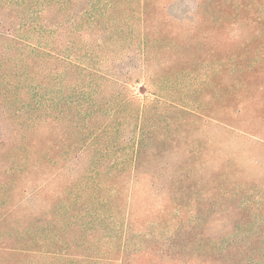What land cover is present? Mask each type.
<instances>
[{
    "label": "rangeland",
    "instance_id": "rangeland-1",
    "mask_svg": "<svg viewBox=\"0 0 264 264\" xmlns=\"http://www.w3.org/2000/svg\"><path fill=\"white\" fill-rule=\"evenodd\" d=\"M236 3L242 8L241 38L260 34L264 0ZM177 8L164 12L180 20ZM142 11L139 0H0V220L15 210L12 220L33 223L47 211V111L52 125L61 123L63 162H72L64 179L77 178L94 158L132 159L143 130L147 152L154 144L174 145L159 160L171 167L165 174L187 157L197 161L196 208L218 166L264 192V64L254 65L252 77L239 74L244 66L222 60L224 49L212 43L211 31L208 44L189 41L183 30L178 40L149 48ZM157 12L149 24L162 18ZM47 94L60 104L47 109ZM229 120L239 133L224 129L221 123ZM51 140H58L55 132ZM130 185L134 202L164 203L148 195L145 179Z\"/></svg>",
    "mask_w": 264,
    "mask_h": 264
},
{
    "label": "trees",
    "instance_id": "trees-1",
    "mask_svg": "<svg viewBox=\"0 0 264 264\" xmlns=\"http://www.w3.org/2000/svg\"><path fill=\"white\" fill-rule=\"evenodd\" d=\"M139 2L149 48L178 40L183 30L189 41L200 38L194 42L208 44L211 31L212 43L224 49L222 60L244 66L237 68L239 74L252 77L254 65L264 64V41L259 42L264 30L241 38L237 30L242 8L236 0ZM176 6L180 20L164 12ZM155 9L162 18L149 24ZM90 24L97 25L98 19L93 17ZM48 97L47 109L56 100L60 104L59 98ZM146 106L140 109V125ZM48 117L47 111V211L40 220L26 224L12 220L15 210L2 215L0 264H39L35 261L39 258H46L44 264H264V192L257 185L244 186L230 176L231 171L218 166L207 177L206 188L198 195L204 201L196 208L192 188L197 161L187 157L165 174L170 165L159 160L174 145L154 144L153 152H147L143 130L136 136L132 159L94 158L85 162L77 178L64 179L65 168L72 162H63L61 123L52 125ZM234 123L221 124L228 133H239ZM52 132L58 138L55 144ZM142 179L148 182V195L160 197L162 206H142L131 200L130 184Z\"/></svg>",
    "mask_w": 264,
    "mask_h": 264
}]
</instances>
